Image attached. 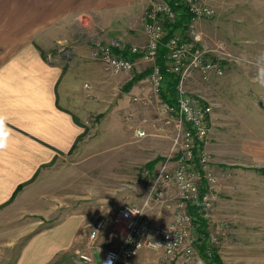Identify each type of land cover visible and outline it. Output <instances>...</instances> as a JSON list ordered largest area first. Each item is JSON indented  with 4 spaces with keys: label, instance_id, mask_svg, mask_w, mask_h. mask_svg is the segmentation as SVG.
<instances>
[{
    "label": "crops",
    "instance_id": "obj_1",
    "mask_svg": "<svg viewBox=\"0 0 264 264\" xmlns=\"http://www.w3.org/2000/svg\"><path fill=\"white\" fill-rule=\"evenodd\" d=\"M152 1L0 0V114L7 117L6 130L10 132L7 147L0 149V247L9 246L0 249V264H86L79 253H93L102 259L107 249L122 242L121 229L112 222L96 240L89 239L91 226L112 218L119 206L115 207L112 195L106 197L88 185L84 187L82 182L87 180L76 173L83 119L97 107L86 93L97 95L102 75L105 77L103 64L91 58L93 46L87 43V37L98 35L103 41L121 38L131 45L144 44L145 15ZM202 1L216 10L219 33L229 26L224 20L232 18L238 43L253 46L254 40L261 41L250 34H264V0L260 4L248 0L253 3L248 6L237 0ZM261 55L255 53L254 60L263 61ZM135 62L134 72L141 65H150L140 57ZM132 73L117 74L116 80L127 85ZM86 83L89 90L85 89ZM138 91L141 90L133 86L134 95ZM222 121L220 113L214 111L208 143L220 192L230 190L225 188V182L236 173L264 176L260 170L264 168V136H233L235 143L224 147L220 139L225 127L219 130ZM6 130L0 129V138ZM152 160H146L145 166ZM65 162L66 166L60 168ZM130 164L129 157L123 158V168ZM39 177L44 182L37 193L34 186ZM149 180L148 188L154 185L151 177ZM221 180L226 186H221ZM20 185L23 188L12 199ZM144 186L145 183L139 188V194L123 188L118 203L143 205L150 195H143ZM170 193L166 202L153 201L147 208L153 223L167 225L174 220V194ZM31 207L36 208L40 219L35 225L38 230L32 236L31 230H22L17 238L10 239L13 231L6 229ZM47 221L56 223L43 227ZM25 236L28 239L16 248L19 237ZM160 256L145 249L134 260L118 264H143Z\"/></svg>",
    "mask_w": 264,
    "mask_h": 264
},
{
    "label": "rangeland",
    "instance_id": "obj_2",
    "mask_svg": "<svg viewBox=\"0 0 264 264\" xmlns=\"http://www.w3.org/2000/svg\"><path fill=\"white\" fill-rule=\"evenodd\" d=\"M237 1L245 2L246 6L253 5L252 2H246L248 0ZM260 3V0L254 2ZM263 16L260 14L259 17ZM224 21L229 26L223 28L221 33L218 32L217 15L197 23L203 34L202 47L209 50L211 56L220 58L225 68L224 75L204 82L198 73H194L189 78L188 88L192 96L202 102L207 100L201 96H207L211 99L208 102L216 105L214 111L220 113L223 119L219 130L225 127V132L221 131L220 140L224 147H230L235 143L233 136H264V85L260 83L264 81V60H254L255 53L262 54L261 58L264 57V34L258 37L250 34L261 41L254 40L253 46H249L248 42L242 45L235 40L233 19L227 18ZM168 22L170 21L167 20L166 23ZM220 40L223 42L219 43ZM103 66L105 77L102 75L98 87L100 92L95 96L86 93L87 99H93L97 107L83 119V136L77 145L80 153L77 157L79 163L76 165V173L81 179L85 177L87 180L82 182L84 187L88 185L90 190L102 192L106 197L112 195L115 207H118L123 203H118L123 188L139 194V188L145 183L143 195L150 193L153 186L148 188L150 177L143 175L145 163L157 157H168L174 132L164 125L160 114V103L165 100L154 93L149 74H145L150 65H141L139 70L133 71L132 80L137 75L142 79H138L128 88L122 81L116 80L117 74ZM98 71L102 73L100 68ZM143 73L147 76H141ZM133 86L141 90L136 95L132 92ZM85 89H90L88 83L85 84ZM138 128L146 131L144 138L136 137L135 130ZM127 155L131 164L130 167L123 168L122 161L123 158H128ZM66 164L65 162L60 168ZM86 172H89V177ZM249 174L251 176L248 173H236L230 181L225 182V188L230 190L219 191L213 219L208 222V232H214L218 238V243L210 247L218 251L226 264H264V176L260 178L254 173ZM217 175L219 176L218 173ZM43 182L39 177L35 183L37 193L41 192ZM220 183L221 186L225 185L223 180ZM35 209L31 207L28 209L30 212L19 214L21 219L6 229L13 231L9 235L10 239L17 238L22 230H31V236L35 234L38 230L35 225L40 221ZM53 223L56 222L47 221L42 226L47 227ZM195 233V236L198 235L197 229ZM19 238L20 242L16 245L18 249L28 239L26 236ZM6 246L8 249L7 244L1 245L0 249L4 250ZM95 257L98 258L96 254ZM195 264H206L200 253Z\"/></svg>",
    "mask_w": 264,
    "mask_h": 264
},
{
    "label": "built area",
    "instance_id": "obj_3",
    "mask_svg": "<svg viewBox=\"0 0 264 264\" xmlns=\"http://www.w3.org/2000/svg\"><path fill=\"white\" fill-rule=\"evenodd\" d=\"M185 3L192 20L184 32L174 33L166 44V71L179 80L176 102L160 103L163 123L174 132L171 152L153 170L144 172L154 185L143 205L123 202L112 218L98 220L91 226L90 240H96L108 222L120 227L123 240L118 246L107 249L102 259L93 253H79L80 260L86 264L130 262L145 249L161 256L143 264H194L200 253L198 244L218 243L217 234L208 232L209 235L203 237L196 223L199 219L206 222L213 219L218 200V180L208 150L216 105L192 96L188 81L198 73L202 81L208 82L224 75L225 68L220 58L211 56L209 50L202 47L203 34L197 27L199 21L215 17L216 10L201 0H185ZM176 19L177 14L167 0H153L145 15L144 44L131 45L121 38L103 41L91 35L87 37V43L93 46L91 58L113 74L132 73L136 67L135 57L144 58L152 69L149 80L154 93L160 95L165 75L157 63L159 48L167 35L166 21ZM135 135L144 138L146 131L138 128ZM171 191L175 218L167 225H156L146 210L153 201L166 202ZM196 229L198 235L195 236Z\"/></svg>",
    "mask_w": 264,
    "mask_h": 264
},
{
    "label": "trees",
    "instance_id": "obj_4",
    "mask_svg": "<svg viewBox=\"0 0 264 264\" xmlns=\"http://www.w3.org/2000/svg\"><path fill=\"white\" fill-rule=\"evenodd\" d=\"M169 4L172 6L174 11L177 14V19L173 23H166V29H167V35L165 36L163 40V44L159 48V55L157 58V63L163 68V72L165 75V80L163 83V88L160 93L161 98H164L166 102L169 104H174L176 102V87L178 85V77L175 76L174 74L168 73L166 71V55L168 52V49L166 47V44L169 40V38L176 32H184L186 30L187 25L191 22L192 20V14L190 13L188 6L185 3V0H167ZM134 57V56H133ZM136 56L135 58H137ZM152 69L148 68V71L145 72V74L151 73ZM144 73L141 76H147ZM138 79H142L140 75H137L133 80H131L129 83H127V88L130 87L134 82H136ZM163 157H157L156 159L150 161L149 163L146 164V167L149 169H154L156 164L163 160ZM262 172H264V168L260 169ZM23 188V185H20L14 195L12 196V199L21 191ZM191 212H193V209H190ZM196 223H199L198 230L199 233L203 237H207L208 234V222L204 220H197ZM199 252L201 254L202 259L205 261L206 264H226L218 254V251L215 248L210 247V245L206 242L203 241L200 246H198ZM209 250V252H208Z\"/></svg>",
    "mask_w": 264,
    "mask_h": 264
},
{
    "label": "clouds",
    "instance_id": "obj_5",
    "mask_svg": "<svg viewBox=\"0 0 264 264\" xmlns=\"http://www.w3.org/2000/svg\"><path fill=\"white\" fill-rule=\"evenodd\" d=\"M260 83L264 85V81H261ZM0 129H7V117L3 114H0ZM9 136L10 132L6 130L3 137L0 138V149L7 147V140Z\"/></svg>",
    "mask_w": 264,
    "mask_h": 264
}]
</instances>
